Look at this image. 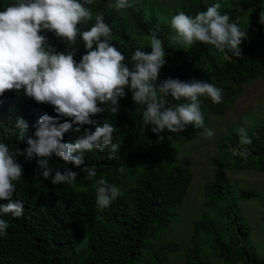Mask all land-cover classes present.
Segmentation results:
<instances>
[{"label":"trees","instance_id":"trees-1","mask_svg":"<svg viewBox=\"0 0 264 264\" xmlns=\"http://www.w3.org/2000/svg\"><path fill=\"white\" fill-rule=\"evenodd\" d=\"M97 1L92 6L93 20L80 27L87 30L95 22V16L102 15L113 31L112 43L125 55L124 63L130 68L133 66L131 56L137 48L151 51V31L158 29L157 37L163 41L167 63L160 71L157 84L168 78L196 79L223 89L224 99L220 104L201 97L205 123L210 114L222 115L233 105L244 84L264 78V24L259 23L264 0H222L221 13H228L231 21L239 17V26L248 28V39L241 44L242 57L228 52L227 59L211 45L196 43L191 49H183L172 43L169 19L148 9L139 0H135L133 8L120 12L109 7L114 2L101 4ZM15 2L0 0V11ZM217 2L182 0L170 18L178 11L195 16ZM244 19L246 26L242 23ZM42 34L57 52L75 47L77 62L86 54L79 37L75 45L68 46L53 32ZM125 92L126 96L119 99L117 114L111 112L110 104L100 105L105 111L92 117L98 124L107 120L116 128L113 143L119 144V149L113 159H108L110 146L103 152L95 149L84 152V163L79 168L55 155L51 157L49 167L54 172L68 168L78 173L74 183L53 185L50 178L44 179L38 174L35 159L16 158L23 167V174L13 182L17 188L13 200L24 201L25 212L20 218L0 214V219L9 225L7 234L0 237V264H171L169 254L177 251L180 244L168 239L165 232L177 215L176 207L187 193L192 173L173 157L170 143L171 139L180 140L201 129L189 125L179 133L165 130L159 134L164 137L161 141L151 131V125L142 127L146 106L135 104L127 88ZM168 99L173 106L185 102ZM45 114L57 115L52 105L35 102L23 90L6 92L0 97V140L10 151L24 149L27 139L34 138L36 125ZM18 117L29 125L23 139L16 127ZM65 120L71 122L70 118H60V122ZM85 129L94 131L95 126L83 125L79 132L66 133L63 142L74 143ZM235 129L230 127L219 141L223 166L231 169L253 166L264 171V120H258L253 128H246L252 139L251 145L243 146L248 149L246 157L238 154L241 145ZM231 146H237L238 151L234 152ZM92 165L96 166L97 175L89 180L82 169ZM134 174L132 184L125 186L121 190L123 195L108 208L101 210L96 206L93 187L96 180L103 176L110 184L120 187L127 176ZM240 199H256L264 206V194L251 187L238 188L222 173L204 182V209L200 217L193 220L190 244L185 253L186 264H208L202 247L205 244L211 245L210 250L229 264L238 261L264 264L249 241V228L240 211Z\"/></svg>","mask_w":264,"mask_h":264},{"label":"clouds","instance_id":"clouds-1","mask_svg":"<svg viewBox=\"0 0 264 264\" xmlns=\"http://www.w3.org/2000/svg\"><path fill=\"white\" fill-rule=\"evenodd\" d=\"M96 0H16L0 11V97L8 91L20 92L37 103L54 107L56 116L40 117L34 138L27 139V147L10 151L0 140V214H10L14 218L24 215V201H14L16 193L14 181L23 174V167L17 162L18 156L26 161L36 160L38 174L51 179L53 185L72 184L78 173L68 168L55 172L49 167L53 155L66 164L77 168L83 165V153L110 146L108 159L119 149L113 143L116 128L105 120L98 124L92 117L105 111L100 105L111 106V112L119 111V99L126 96L127 88L135 104L146 106L142 113V127L151 125V131L159 136L165 130L171 133L184 131L192 125L203 129L205 138H213L214 129L205 126L201 111V97H208L214 104L223 102V89L212 83L196 79L181 81L168 78L157 84L161 69L167 63L163 41L157 37V30L151 31L150 49L137 48L132 56L133 66L124 63L125 55L112 43L111 27L102 15L95 16V22L87 30L81 25L93 20ZM135 0H114L109 7L117 12L134 7ZM221 3L217 2L190 16L178 11L170 19L173 31L171 42L183 49H191L196 43L213 46L228 58L227 53L241 58V44L248 39V28L239 26L240 18L230 20L228 13H221ZM259 23L264 24V8L259 12ZM53 32L68 46L76 44L79 37L83 41L86 54L79 62L74 59L76 48L57 52L42 33ZM227 50V51H226ZM168 97L175 101H185L172 105ZM69 120L60 122V118ZM76 125L75 129L73 126ZM83 125H94L95 130L85 129L84 134L74 143L63 142L66 133L79 132ZM16 127L23 133L28 123L18 117ZM241 149L238 154L246 157L252 144L247 129H235ZM162 141L163 136H159ZM74 153H79L74 155ZM91 180L96 177V166L82 169ZM123 171V168H121ZM54 173V175H53ZM95 204L103 210L108 208L123 192L110 184L103 176L95 181ZM8 223L0 219V237L7 234Z\"/></svg>","mask_w":264,"mask_h":264},{"label":"rangeland","instance_id":"rangeland-1","mask_svg":"<svg viewBox=\"0 0 264 264\" xmlns=\"http://www.w3.org/2000/svg\"><path fill=\"white\" fill-rule=\"evenodd\" d=\"M148 9L164 16L170 21L171 13L178 8L182 0H139ZM101 4H110L114 0H98ZM219 3L222 0H218ZM147 3V4H146ZM244 19L242 23L246 24ZM246 26V25H245ZM174 34V33H173ZM258 120H264V78L258 77L248 84H244L240 94L233 105L225 110L222 115L210 114L205 126L214 129V137L205 138L203 129L194 134H186L182 139H171L174 149L173 157L183 165L190 168L192 182L183 201L177 205V215L165 232L168 239L177 241L180 247L169 254L171 264H186L185 253L190 244L189 237L193 230V220L200 217L203 211L202 187L205 181L212 179L217 173L226 175L238 188L251 187L264 194V171L253 166L245 169H231L223 166L219 141L226 135L230 127L253 128ZM234 152L237 146H231ZM132 176H127L120 185V190L132 184ZM239 207L244 221L249 228V241L257 253L264 260V206L256 199L239 200ZM204 249L208 264H229L220 257L211 245L205 244ZM234 264H244L238 261Z\"/></svg>","mask_w":264,"mask_h":264}]
</instances>
